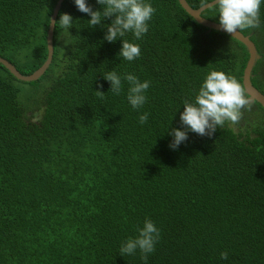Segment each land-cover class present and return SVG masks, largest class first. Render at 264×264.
<instances>
[{
    "label": "trees",
    "instance_id": "1",
    "mask_svg": "<svg viewBox=\"0 0 264 264\" xmlns=\"http://www.w3.org/2000/svg\"><path fill=\"white\" fill-rule=\"evenodd\" d=\"M57 1L0 0V57L23 75L46 60ZM185 1L198 9L212 0ZM151 3L149 31L138 41L125 36L140 44L133 61L116 55L119 39L104 40L106 29L89 26L88 14L64 0L45 73L24 82L0 64V264H145L139 251L118 252L146 217L160 229L147 264H264L261 105L211 137L189 132L176 149L165 132L180 126L182 102L210 69L242 83L248 51L198 24L178 0ZM62 12L75 20L72 36L58 22ZM216 15L214 6L201 13L218 23ZM239 32L260 56L251 82L264 95V5L260 26ZM109 70L150 81L142 108L127 102L126 81L118 95L109 89Z\"/></svg>",
    "mask_w": 264,
    "mask_h": 264
},
{
    "label": "clouds",
    "instance_id": "2",
    "mask_svg": "<svg viewBox=\"0 0 264 264\" xmlns=\"http://www.w3.org/2000/svg\"><path fill=\"white\" fill-rule=\"evenodd\" d=\"M100 8L93 9L88 0H73L76 8L88 14L89 26L100 25L105 28L103 39L108 42L120 40L121 47L116 54L119 58L133 61L140 57V44L125 39L127 33H131L136 41L141 40L149 31V21L156 9L151 0H95ZM214 10L218 15L219 27L227 32L234 33L244 28H256L260 26V9L264 0H212ZM216 15V16H217ZM106 17H112L110 23H102ZM201 17L198 13L193 16ZM74 19L70 13L62 12L58 22L61 28L69 35V28L74 26ZM57 21L54 22L56 25ZM103 75V79L110 83L109 89L114 94H120L124 82L128 83L127 102L133 109H140L147 102V90L150 87L149 80H140L132 72L118 73L109 70ZM103 84L98 82L97 93L105 92L99 89ZM183 110L179 111V127H167L166 131L172 137L169 147L176 149L186 141L189 132H195L201 136L211 137L216 130L222 129L226 124H237L245 108L251 107V98L246 93L245 87L233 75L222 70L210 69L200 83L196 94L191 99H185ZM180 106L175 110L176 115ZM149 113L141 112L138 122L144 124L148 121ZM172 120V119H171ZM160 238V229L155 222L146 217L142 226L136 228V234L127 237L119 246V254L135 255L139 251L145 264L148 255L155 250V245ZM222 259L228 258V252L220 253Z\"/></svg>",
    "mask_w": 264,
    "mask_h": 264
},
{
    "label": "water",
    "instance_id": "3",
    "mask_svg": "<svg viewBox=\"0 0 264 264\" xmlns=\"http://www.w3.org/2000/svg\"><path fill=\"white\" fill-rule=\"evenodd\" d=\"M64 0H58L57 3L55 4L53 8V12L50 17V22H49V27L47 31V57L44 63L32 74L29 75H23L21 74L10 62H8L6 59L0 57V64H2L15 78H17L20 81L24 82H32L36 81L39 79L47 70L49 67V64L52 61V56H53V44H52V36H53V31H54V22L56 21V17L58 15V12L60 10L61 4ZM180 5L183 7V9L191 16L193 17L198 13L201 16V13L208 8L212 7V1L204 4L203 6L199 7L198 9H192L185 0H178ZM194 18V17H193ZM194 20L201 26H204L208 29L215 30L218 32H221L223 34H226L240 43H242L246 50L248 51V60L246 63V66L243 71V76H242V85L245 87L246 93L249 95L251 98V103L257 102L258 104L261 105V107L264 109V95L258 91L251 82V77H252V70L255 67L257 61L260 59V56L258 55V52L256 50L255 45L253 42L250 40L248 36L243 35L240 33L238 30L234 33H227L223 31L219 27V23H215L212 21H209L207 19H204L202 17H196Z\"/></svg>",
    "mask_w": 264,
    "mask_h": 264
}]
</instances>
